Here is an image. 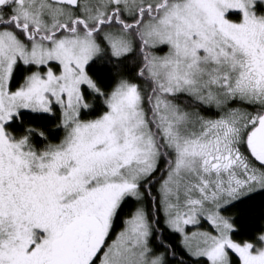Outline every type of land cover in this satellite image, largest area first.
<instances>
[{
  "label": "snow or ice",
  "instance_id": "obj_1",
  "mask_svg": "<svg viewBox=\"0 0 264 264\" xmlns=\"http://www.w3.org/2000/svg\"><path fill=\"white\" fill-rule=\"evenodd\" d=\"M0 264H264V0H0Z\"/></svg>",
  "mask_w": 264,
  "mask_h": 264
}]
</instances>
